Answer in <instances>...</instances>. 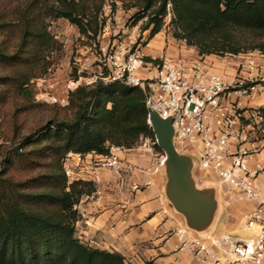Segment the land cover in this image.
<instances>
[{"label":"trees","instance_id":"obj_1","mask_svg":"<svg viewBox=\"0 0 264 264\" xmlns=\"http://www.w3.org/2000/svg\"><path fill=\"white\" fill-rule=\"evenodd\" d=\"M37 1L30 0L28 5ZM54 1L56 16L75 24L80 32L89 30L78 17L84 13V0ZM168 4L173 37L195 46L199 54L264 49V0H137L136 19L147 16L143 28H150L151 36L160 30ZM99 7H91L96 26L90 31L94 33ZM34 42L47 44L48 34L26 27L17 57L23 59L25 49ZM30 76L17 85L28 83ZM144 99L140 87L118 80H98L92 87L79 85L69 92L73 116L45 126L38 136L48 142L57 172L18 181L0 176V264H125L120 253L90 247L75 237L78 212L74 205L93 189L88 181H66L63 158L68 152L107 153L110 145L131 148L140 136L154 138ZM23 145L18 147L20 151ZM155 147L163 151L157 143Z\"/></svg>","mask_w":264,"mask_h":264},{"label":"rangeland","instance_id":"obj_2","mask_svg":"<svg viewBox=\"0 0 264 264\" xmlns=\"http://www.w3.org/2000/svg\"><path fill=\"white\" fill-rule=\"evenodd\" d=\"M29 1L0 0V176L14 181L37 175L49 177L51 172H57L48 142L38 136L45 126L68 120L73 116L75 110L68 107L70 91L79 85L92 87L98 80L103 81L100 75L105 76L111 70L114 71L115 62L122 59L139 57L143 53V59L140 60L144 62L146 56L143 49L151 39H164L166 43L167 38H174L170 23V4L167 5V13L163 16L160 30L151 36L150 28H143L147 16L144 14L140 19H136V12L139 10L138 5H135L137 0H84V13H78V17L87 23L89 30L85 33L80 32L78 27L66 18L55 15L54 0H38L34 6H29ZM94 6H100L96 33L90 31L96 26L94 14L91 13V7ZM26 27L36 33L45 30L49 42L42 46L34 42L31 47L25 49L27 55L21 59L17 55L22 51L21 41ZM174 42L180 43L176 39ZM259 42L261 39L255 44ZM189 47L193 48L189 53L200 56L207 64H211V69L224 75H234L236 69L240 71V65L245 64L249 56L255 60L252 66L253 75L264 76V49L261 47H251L242 49L238 54L224 55L199 54L195 46ZM139 70L141 76L152 74V70L148 72V66H140ZM238 73L240 72L236 74ZM28 75H31L28 83L19 87L17 84ZM260 101L262 100H256V103ZM29 136L31 138L26 142ZM142 137L137 139L133 147L137 148L139 144L143 146L145 137L155 140V136ZM21 144H24L22 151L18 149ZM108 145L109 143H106V146ZM156 150L164 155L163 151ZM100 154L108 155L109 149L107 153ZM191 157L202 169L197 157ZM206 174L213 178L209 170H206ZM205 179L207 178H197L193 173L191 182L196 184L194 189L197 192L214 189L211 185L214 182H203ZM204 183L207 185H203ZM92 189L96 190L93 185ZM90 193L83 194H88L93 200H97L101 195L99 193L92 196ZM235 235L255 238L254 234H246L242 229L235 232ZM221 240L224 241V238ZM123 260L127 264L124 256Z\"/></svg>","mask_w":264,"mask_h":264},{"label":"built area","instance_id":"obj_3","mask_svg":"<svg viewBox=\"0 0 264 264\" xmlns=\"http://www.w3.org/2000/svg\"><path fill=\"white\" fill-rule=\"evenodd\" d=\"M186 46L184 52L164 54L151 61L142 62L143 53L122 59L115 62L114 71L100 78L140 87L149 124L151 111L170 118L173 143L179 153L197 157L202 169L209 170L217 182L256 200V206L242 220L243 229L252 232L255 238H224V241L229 244L234 264H264V192L255 183L264 171V160L258 158L264 148V76L253 75L255 60L249 56L240 65V71L224 75L211 69V64L200 56L189 53ZM140 66H148L152 74L141 76ZM256 100L262 101L258 104ZM155 140L145 137L143 145L155 144ZM120 149L123 147L110 146L108 155L68 152L63 158L68 183L78 179L73 168L85 157L91 163L118 171L123 163L115 152ZM164 160L162 154L161 163ZM99 193L96 189L90 194ZM202 249L200 246L197 251ZM221 263L213 257L212 264Z\"/></svg>","mask_w":264,"mask_h":264},{"label":"crops","instance_id":"obj_4","mask_svg":"<svg viewBox=\"0 0 264 264\" xmlns=\"http://www.w3.org/2000/svg\"><path fill=\"white\" fill-rule=\"evenodd\" d=\"M174 41L151 39L143 49L144 55L152 60L184 52L187 46ZM115 153L123 163L118 171L91 163L88 157L73 168L78 179L91 182L101 193L97 200L83 194L76 204L75 235L82 243L117 251L127 264H212L213 257L234 264L228 242L221 239H245L235 232L242 229L249 234L242 220L256 206V200L209 177L187 155L190 177L194 173L197 178L206 177L203 182H214L213 190L201 191L210 196L213 207L205 224L196 227L168 197L166 165L161 163L162 153L157 152L155 144H139ZM258 158L264 160V148ZM255 183L264 192V171ZM200 246L203 249L197 251Z\"/></svg>","mask_w":264,"mask_h":264},{"label":"water","instance_id":"obj_5","mask_svg":"<svg viewBox=\"0 0 264 264\" xmlns=\"http://www.w3.org/2000/svg\"><path fill=\"white\" fill-rule=\"evenodd\" d=\"M149 121L155 134L156 143L165 154L164 163L168 176V197L182 212L190 224L201 227L205 224L213 206L208 194L197 192L191 182L190 160L179 153L173 143L174 129L170 118H162L151 111Z\"/></svg>","mask_w":264,"mask_h":264}]
</instances>
